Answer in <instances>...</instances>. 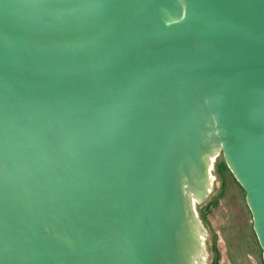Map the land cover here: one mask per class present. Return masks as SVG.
Returning <instances> with one entry per match:
<instances>
[{"label": "water", "instance_id": "1", "mask_svg": "<svg viewBox=\"0 0 264 264\" xmlns=\"http://www.w3.org/2000/svg\"><path fill=\"white\" fill-rule=\"evenodd\" d=\"M215 150L264 264V0H0V264H198Z\"/></svg>", "mask_w": 264, "mask_h": 264}, {"label": "rangeland", "instance_id": "2", "mask_svg": "<svg viewBox=\"0 0 264 264\" xmlns=\"http://www.w3.org/2000/svg\"><path fill=\"white\" fill-rule=\"evenodd\" d=\"M208 167V194L192 206L200 244L196 254L202 251V264H263L244 191L221 150L208 159Z\"/></svg>", "mask_w": 264, "mask_h": 264}, {"label": "bare ground", "instance_id": "3", "mask_svg": "<svg viewBox=\"0 0 264 264\" xmlns=\"http://www.w3.org/2000/svg\"><path fill=\"white\" fill-rule=\"evenodd\" d=\"M216 152H218V150H215V151H214V154H216ZM214 154L211 155V157H209V158H212V157L214 156ZM201 253H202V251H199V252L195 255L196 263H198V264H202V259H201L200 256H199Z\"/></svg>", "mask_w": 264, "mask_h": 264}, {"label": "trees", "instance_id": "4", "mask_svg": "<svg viewBox=\"0 0 264 264\" xmlns=\"http://www.w3.org/2000/svg\"><path fill=\"white\" fill-rule=\"evenodd\" d=\"M224 165V164H223ZM225 166V165H224Z\"/></svg>", "mask_w": 264, "mask_h": 264}]
</instances>
